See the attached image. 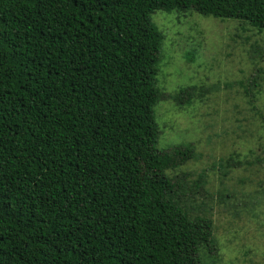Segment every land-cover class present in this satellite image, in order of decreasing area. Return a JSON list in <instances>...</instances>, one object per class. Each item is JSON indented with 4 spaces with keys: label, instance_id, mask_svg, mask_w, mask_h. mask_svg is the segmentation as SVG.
<instances>
[{
    "label": "trees",
    "instance_id": "trees-1",
    "mask_svg": "<svg viewBox=\"0 0 264 264\" xmlns=\"http://www.w3.org/2000/svg\"><path fill=\"white\" fill-rule=\"evenodd\" d=\"M188 10L264 33V0H0V264L218 257L212 220L188 207L205 178L183 190L168 174L198 159L193 145L163 136L170 146L157 149L173 121L158 126L159 102L201 131L212 119L195 114L206 85L158 87L164 35L152 15Z\"/></svg>",
    "mask_w": 264,
    "mask_h": 264
},
{
    "label": "rangeland",
    "instance_id": "rangeland-1",
    "mask_svg": "<svg viewBox=\"0 0 264 264\" xmlns=\"http://www.w3.org/2000/svg\"><path fill=\"white\" fill-rule=\"evenodd\" d=\"M152 22L164 35L157 76L160 91V85L169 94L206 85L208 92L195 113H210L211 122H205L203 131L204 124L186 119L192 114H180L170 103L159 102L154 109L158 126L159 115L173 116L164 132L159 128L158 151L170 146L164 136L174 139L172 145L192 144L198 156L168 172L171 179L184 190L194 187L198 175L205 178L196 193L186 192L196 201L188 207H198L196 213L214 225L218 257L207 254L202 263L264 264V33L248 28L236 35L241 29L235 22L241 21L202 17L193 10L155 12ZM248 37L251 40L245 42ZM230 158L238 164L222 169ZM219 163L223 166L217 168ZM221 195L228 198L222 200ZM235 241L239 245L234 248Z\"/></svg>",
    "mask_w": 264,
    "mask_h": 264
}]
</instances>
